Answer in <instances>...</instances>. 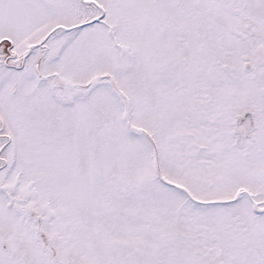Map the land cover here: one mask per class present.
<instances>
[{"label": "snow or ice", "instance_id": "6c2138e0", "mask_svg": "<svg viewBox=\"0 0 264 264\" xmlns=\"http://www.w3.org/2000/svg\"><path fill=\"white\" fill-rule=\"evenodd\" d=\"M0 264H264V0H0Z\"/></svg>", "mask_w": 264, "mask_h": 264}]
</instances>
